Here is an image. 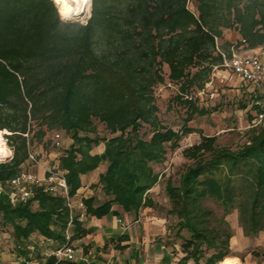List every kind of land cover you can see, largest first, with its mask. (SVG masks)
<instances>
[{"label":"trees","instance_id":"trees-1","mask_svg":"<svg viewBox=\"0 0 264 264\" xmlns=\"http://www.w3.org/2000/svg\"><path fill=\"white\" fill-rule=\"evenodd\" d=\"M91 3L89 19L80 23L63 20L55 0H0V131L7 132L14 151L9 162L0 163V182L28 159L37 122V138L62 129L72 139L60 165L73 197L81 175L107 161L99 184L108 199L94 212L106 213L118 204L137 215L143 206L154 205L150 191L162 177L155 166L166 161L168 148H178L184 136L198 132L188 122L207 112L190 94L204 91L215 66L226 68L223 54L231 58L235 51L264 47V0ZM225 30L236 31L238 39H226ZM167 79L179 85L173 101L187 106L179 130L160 117L155 92ZM251 92L256 114L264 102ZM97 122L112 137L99 136ZM145 127L151 129L149 139L141 134ZM254 127L238 150L218 146V136L203 133L200 142L183 150L192 164L178 185L171 180L166 185L177 235L189 234L182 243L183 262L219 264L231 255L226 216L235 209L241 211L246 235L264 229V127ZM101 142L104 152L92 154ZM206 199L223 209L217 226ZM0 213L12 225L17 246L25 244L18 248L22 256L28 255L25 242L36 232L62 241L70 215L63 198L41 190L24 204L0 192Z\"/></svg>","mask_w":264,"mask_h":264},{"label":"rangeland","instance_id":"rangeland-1","mask_svg":"<svg viewBox=\"0 0 264 264\" xmlns=\"http://www.w3.org/2000/svg\"><path fill=\"white\" fill-rule=\"evenodd\" d=\"M91 4L90 2L89 9L83 17L79 18V20L74 19L70 21L86 23L91 15ZM224 37L236 41L238 39V34L234 30H225ZM167 71L168 69L165 67L166 74L168 73ZM246 85H244V82H242L232 70L221 66H215L204 91L200 93L194 91L190 94L193 96L194 100L196 99L197 106L200 109L204 108L207 112L204 115L196 113L193 119L188 122V125L194 127L198 132L184 136L178 148H168L166 161L163 164L155 166L156 171L162 174L160 179L161 188L158 190L161 198L168 197L166 193L167 182L171 180L173 184L178 185L181 174L188 165L192 164V160H188L184 157L183 150L200 142L201 133L208 136H218L217 145L232 150H238L249 140L252 129L255 128L252 124L255 119L256 109L253 107L255 99L253 98L252 92H250L251 87ZM178 89V84L170 83L167 79L165 84L157 86L155 92L157 102L160 106L161 119L175 130L181 129L185 123L184 119L187 116V106L173 101V97L178 92ZM257 96L259 98L261 97L260 99L264 102V90L259 91ZM244 105H246V107H243ZM97 126L99 136L112 137L104 124L97 122ZM40 127L41 126L37 122L33 123L32 133L34 137L31 138V149L37 152L43 150L44 156L40 157H44L45 159H50L52 153H56V155L60 157V155L65 152L66 147H69V143H71L72 139L62 129L49 132L48 136L43 139L37 138V134L35 133ZM256 127L261 128L264 127V125H258ZM55 131L59 134L57 139L61 142V146H54V137H56V135L50 140L51 135H53V133L55 134ZM6 133V131H0L3 142L11 150V154L7 158L0 157V159H2L0 163L9 162L13 157L14 151L5 138ZM142 133H145V139H149L151 136V129L145 127L141 130V134ZM204 205L214 210L215 219H213V225L217 226V219L223 216L222 207L214 199L204 200ZM170 207H172V205ZM37 208V204H33V209L35 210ZM169 209L170 208L167 206L160 205L161 212L169 214ZM240 215V209H235L226 216V220L230 223L232 229L230 254H239L241 264H264V229L256 235H246ZM172 216L173 218H177L174 214H172ZM183 235V240L185 237H189L186 231L183 232ZM30 242L35 246L34 257L42 264H45L47 256L41 253L45 250H50L53 244H47L46 241L42 242L39 237H34ZM30 242L25 243L29 244ZM23 245L25 246V244H22V246ZM37 248H40V250L38 251ZM19 252L20 250H18L17 242L13 236V227L4 220L0 213V263H8L12 258L20 256L21 254ZM253 253H258V255H254ZM12 254L15 256H12ZM8 255H10V257H8ZM190 263L193 264V261L191 260ZM221 263L222 261L219 264ZM237 263H239V260L235 264Z\"/></svg>","mask_w":264,"mask_h":264},{"label":"crops","instance_id":"crops-1","mask_svg":"<svg viewBox=\"0 0 264 264\" xmlns=\"http://www.w3.org/2000/svg\"><path fill=\"white\" fill-rule=\"evenodd\" d=\"M251 91L253 90L250 89ZM105 147V143L101 142L93 147L92 154H102ZM43 153V150L39 152V158L45 164L50 162L60 164L61 158L65 155L64 152L58 157L59 155L52 153L50 159H45L40 157L44 156ZM107 165V161H102L97 169L81 175V186L74 196V201L82 199L85 204L84 215L81 216L82 211L77 208L75 212L77 222L70 228L77 261L87 260L93 264H178L185 255L181 249L183 239L177 235L178 218H173L169 212L171 209L169 197L159 196L160 181L150 191L154 205L143 206L137 215L126 212L118 204H114L109 212L100 214L94 212L108 199L99 184L100 175L106 171ZM34 169L43 174L38 166ZM89 198L94 199L93 203L87 202ZM160 205L170 208L169 214L161 212ZM37 237L41 238L42 242H44L43 238L47 239L40 233H37ZM62 241L47 242V244H53L54 248L51 247L50 250H45L41 254L46 256L47 252L55 249ZM37 250L39 251L40 248ZM12 256L15 255L12 254ZM227 257L237 259L239 260L237 264H241L239 254ZM19 258V256L12 260L8 258L9 262L3 264H19L21 263ZM190 261H182L181 264H191ZM37 264L42 263L37 260Z\"/></svg>","mask_w":264,"mask_h":264},{"label":"built area","instance_id":"built-area-1","mask_svg":"<svg viewBox=\"0 0 264 264\" xmlns=\"http://www.w3.org/2000/svg\"><path fill=\"white\" fill-rule=\"evenodd\" d=\"M223 59L224 66L232 70L253 91L264 90V47L246 52L235 51L231 58H227L223 54ZM258 125H264V108L255 114L252 126ZM58 137L59 134L54 137V146H61ZM37 166L41 168L43 174L34 169ZM66 175L67 171L60 166L59 162L42 163L39 152L34 151L30 146L28 159L19 167L18 172L6 183L0 182V192H6L14 204L29 202L34 199L38 190L54 197L63 198L70 211L68 226L64 234L65 238L55 249L46 253L47 260L45 263H48V259L53 258L48 264H93L87 260L77 261L76 248L72 243L70 228L76 216V209H81V216L84 215L85 204L82 199L74 201V197L70 194ZM33 204H37V200H34ZM32 236L37 237V233ZM32 236L26 242L33 240L34 237ZM43 241L53 243L54 240L43 238ZM17 248H22V246L19 245ZM26 248L28 255L19 256L20 262L37 264V259L34 257V244L30 242L27 245L26 243Z\"/></svg>","mask_w":264,"mask_h":264},{"label":"bare ground","instance_id":"bare-ground-1","mask_svg":"<svg viewBox=\"0 0 264 264\" xmlns=\"http://www.w3.org/2000/svg\"><path fill=\"white\" fill-rule=\"evenodd\" d=\"M64 2L67 3L68 7L71 9L82 7V10L78 14L75 11H72L67 16L62 17L61 12L63 10V3H59L58 4L59 13L61 17L64 19H78L79 20V18L84 16V14L87 12L90 6L88 4L80 5L76 3V0H64ZM10 154H11V150L5 145V143L3 142V138L1 137V134H0V157L5 158V157H8ZM237 261H238L237 259H233L232 257L231 258L227 257L222 261L221 264H235Z\"/></svg>","mask_w":264,"mask_h":264},{"label":"clouds","instance_id":"clouds-1","mask_svg":"<svg viewBox=\"0 0 264 264\" xmlns=\"http://www.w3.org/2000/svg\"><path fill=\"white\" fill-rule=\"evenodd\" d=\"M56 2L63 3V10L61 12L62 17L67 16L70 12L75 11L77 14L82 10V7H77L75 9H71L68 7V4L64 2V0H56ZM91 0H76V3L80 5L88 4L90 5Z\"/></svg>","mask_w":264,"mask_h":264},{"label":"water","instance_id":"water-1","mask_svg":"<svg viewBox=\"0 0 264 264\" xmlns=\"http://www.w3.org/2000/svg\"><path fill=\"white\" fill-rule=\"evenodd\" d=\"M86 14V13H85ZM84 14V15H85ZM63 20H65V21H70V20H74V19H64V18H62Z\"/></svg>","mask_w":264,"mask_h":264}]
</instances>
